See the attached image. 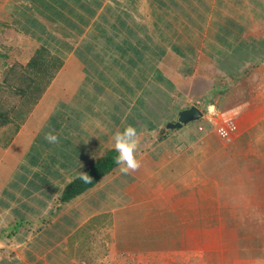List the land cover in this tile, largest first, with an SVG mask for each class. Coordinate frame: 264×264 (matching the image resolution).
<instances>
[{"label": "crops", "instance_id": "1", "mask_svg": "<svg viewBox=\"0 0 264 264\" xmlns=\"http://www.w3.org/2000/svg\"><path fill=\"white\" fill-rule=\"evenodd\" d=\"M0 24L8 65L62 61L0 127V264H264V0H0ZM128 126L140 167L62 202Z\"/></svg>", "mask_w": 264, "mask_h": 264}, {"label": "trees", "instance_id": "2", "mask_svg": "<svg viewBox=\"0 0 264 264\" xmlns=\"http://www.w3.org/2000/svg\"><path fill=\"white\" fill-rule=\"evenodd\" d=\"M3 26L0 24V31ZM5 51H0L3 81L0 84V127L22 124L46 88L62 67L60 58L50 54L44 47L35 50L25 65L14 62L8 65ZM115 150L108 151L101 159L90 165L83 174L68 184L61 201H69L95 186L103 177L117 167ZM88 177L85 182L83 177Z\"/></svg>", "mask_w": 264, "mask_h": 264}, {"label": "clouds", "instance_id": "3", "mask_svg": "<svg viewBox=\"0 0 264 264\" xmlns=\"http://www.w3.org/2000/svg\"><path fill=\"white\" fill-rule=\"evenodd\" d=\"M211 111V108H210ZM46 139L50 143H57L58 137L55 135H47ZM112 147L117 153L115 163L119 170L127 174L130 170H136L140 167L139 160L136 158L138 148V131L135 127L128 126L121 131H116L111 135ZM88 182V177H83Z\"/></svg>", "mask_w": 264, "mask_h": 264}, {"label": "built area", "instance_id": "4", "mask_svg": "<svg viewBox=\"0 0 264 264\" xmlns=\"http://www.w3.org/2000/svg\"><path fill=\"white\" fill-rule=\"evenodd\" d=\"M213 116L215 117L217 116V114H214ZM236 132H237V125L231 119L224 120V122L219 124L216 128V134L225 143H230L233 140ZM76 264H118V262L109 257H103L102 259L94 260L91 262L81 261Z\"/></svg>", "mask_w": 264, "mask_h": 264}, {"label": "water", "instance_id": "5", "mask_svg": "<svg viewBox=\"0 0 264 264\" xmlns=\"http://www.w3.org/2000/svg\"><path fill=\"white\" fill-rule=\"evenodd\" d=\"M199 117H201V115H199L196 109H190L189 111L181 113L179 115L178 123L177 125H175V127H180L181 124H186L190 122L191 120L198 119Z\"/></svg>", "mask_w": 264, "mask_h": 264}, {"label": "rangeland", "instance_id": "6", "mask_svg": "<svg viewBox=\"0 0 264 264\" xmlns=\"http://www.w3.org/2000/svg\"><path fill=\"white\" fill-rule=\"evenodd\" d=\"M64 6L67 8V5H64ZM41 21H42L43 23H45V24H48V23H49V21H45V20H43V19H42ZM74 43H75V42H74ZM74 43H73V44H74ZM12 55H16V54L12 51ZM7 60H8V59H7ZM118 61H119V60H118ZM1 70L3 71L4 69L0 66V71H1ZM2 71H1V72H2ZM110 77H114V73H110V74H109V78H110ZM109 82H110V79H109ZM110 84H111V82H110ZM110 84H108L107 82H105V80H103V83H101L100 85H101L102 88H106V87H107L108 85H110ZM98 89H100V88H98ZM124 90L127 91V88L124 87ZM195 220H196V219H195ZM199 227H200V226H199ZM207 236H208V235H207ZM202 239H203V243H206V242H207V241H206L207 239H204V238H202Z\"/></svg>", "mask_w": 264, "mask_h": 264}]
</instances>
